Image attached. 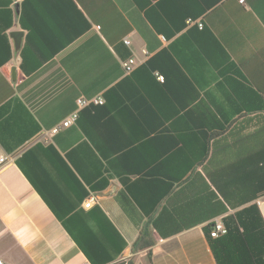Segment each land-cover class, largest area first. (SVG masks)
I'll return each instance as SVG.
<instances>
[{"label":"crops","instance_id":"1","mask_svg":"<svg viewBox=\"0 0 264 264\" xmlns=\"http://www.w3.org/2000/svg\"><path fill=\"white\" fill-rule=\"evenodd\" d=\"M212 1L166 0L161 10L180 19L182 11L197 12ZM218 1L204 14L188 18L180 32L166 39L155 32L132 0H12V25L5 31L7 39H0L2 264H91L60 222L69 220L72 228L82 223L77 210H69L80 198L75 183L56 179L47 155H43L40 169L32 160H25L26 170L35 180L38 171L48 178L41 179L44 201L16 164L35 145L53 146L88 192V185L108 180L103 190L91 191L98 196L95 207L113 224L126 246L106 264H118L121 258H127L128 264H216L203 228L226 214L164 238L150 226L153 245L138 246L143 228L163 208L170 211V207L199 195L208 201L203 181L210 182L205 169L223 172L230 164L228 171L241 173L248 156L264 151V133L256 132L259 128L264 131V0H244V4ZM155 2L152 0V5ZM1 19L5 18L0 16V27L6 22ZM13 32L21 33L17 48L10 36ZM162 50L168 52L165 84L146 75L138 79V75L137 81L123 83L116 91L122 102L120 108L110 110L114 115L80 110L74 125L52 137L45 134L75 111L78 98L106 101L107 93L130 75L122 69L123 61L132 58L135 70ZM230 114L241 132L216 137L202 164H193L187 150L192 134L182 129L163 134L152 143L142 142L127 153L116 150L136 138L131 131L138 123H223ZM212 153L217 154L215 160L210 159ZM102 156L113 158L106 162ZM249 161H245L246 170ZM141 171L159 174L153 181L159 185L163 178L172 180L187 173L151 217L143 214L120 181L128 177L133 182ZM263 196L264 192L258 194L250 204L257 206L264 221V201L256 204ZM86 197L78 208L83 213L92 210L83 208ZM142 198L145 194L141 192ZM177 221L173 219L167 231ZM88 226L94 227L91 221ZM94 255L95 259L103 257Z\"/></svg>","mask_w":264,"mask_h":264},{"label":"trees","instance_id":"2","mask_svg":"<svg viewBox=\"0 0 264 264\" xmlns=\"http://www.w3.org/2000/svg\"><path fill=\"white\" fill-rule=\"evenodd\" d=\"M164 1L166 0H156L155 4L152 5V0H132L138 9L144 12L146 19L149 21L155 32L163 35L166 39L180 32L186 26L185 22L188 18L193 20L220 2L218 0H213L212 2L206 4L202 10L197 12H187L184 10L181 12L182 16L180 19H175L174 17H169L167 13L161 10V5ZM11 3L12 0H0V16L6 20V22L0 27V39H7L5 31L12 25V12L9 9ZM4 20L2 21L4 22ZM177 21L178 24L176 23ZM167 54L168 52L166 50L160 51L144 64L133 70L130 75L122 80V82L120 81L117 83V86H115L112 91L107 93L108 96H106V101H104L102 105H89L88 107L82 109L81 113L106 111L107 115L113 114L112 110L120 108L119 106L122 102L121 93L119 92L117 94L116 91L120 88L121 84L127 83L128 81L130 82L131 80H136L138 75H140L138 79H141L144 75H146L147 78L153 81L156 79V76L153 77V74L157 71L158 74H162L163 77V81L160 83L165 84V73L163 70L167 69L168 62L164 60L166 59L165 57ZM4 62H6V60L1 64H4ZM112 94H115L116 97H111ZM111 103L115 104L111 105ZM246 110L251 112V109ZM233 117L234 114L228 115L224 118L223 123L208 122L198 124L193 123L192 125H166L162 122L138 123L133 125L135 128L131 131V133H134L136 138L142 137V139H130V141H125L126 143L124 144L121 142L123 146L120 144L122 147L118 146L116 150L122 153H127L131 149H137L139 144L142 142L147 143L150 141V143H152L151 141L164 137L163 134H168L174 130L182 129L183 131L192 134V138L188 141L190 142V145L187 146V150L189 149L192 154L193 164H202L209 155L211 143L214 142L216 137H219L221 134L226 132L240 131L238 126L234 125L232 121ZM215 120L217 119L215 118ZM77 121H79V115ZM241 125H239V127ZM38 130L39 129L35 132ZM256 132L264 133L263 129L260 128ZM250 136H248V139ZM258 151L255 152L254 156H248L245 160H250L247 163L248 170H246L247 167L245 161L242 163L241 166L245 169L244 172L243 170L241 173H237L236 171L232 172L231 169L228 171L231 167L229 166L230 164H228V168L226 167L227 169L223 172L216 171V173H210L209 170L205 169L204 172L208 177L210 184L213 186V189H211L212 186L203 181L207 190V193L204 195H206L208 201H202L201 197L204 196L199 195L196 198L187 201L186 204L181 205V203L177 204L174 208L170 207V211L167 210L168 207L163 208L158 213L156 218L150 222L149 226L143 228L141 232V238L143 241L140 242L141 244L138 247L145 248L153 245L154 242L151 238V230H149L150 226L164 238L170 236L172 233L181 232L183 229L197 224V222L207 220L210 221L214 217L226 214L222 218L227 230L225 235L217 238H211V222L203 228L204 235L215 263L264 264V221L257 206L250 204V202H252L258 194L264 192V151ZM43 155H47L49 157L47 158L50 161L52 160L51 166L56 171L54 173L56 179L62 183L68 182V180L73 181L80 193L79 201L76 202L69 210H72L71 212L77 210L78 213L76 216H80L79 221L82 223H79L76 227L72 228L69 226L71 221H60L66 232L82 250L91 264H106L115 260L121 254L126 244L113 224L95 206L88 213L78 211L80 202L88 195V193L91 191L95 192L103 190L108 186V180L103 179L101 180L103 182L99 181L101 183L98 182V184L94 186L88 185V192L84 190L83 185L76 177V173L73 172L68 163L58 154L53 146L42 147L40 145H35L25 151L21 157L16 160V164L44 201L46 200L43 192L41 191L40 185L41 179H48L47 176L41 172L39 173L37 170L38 172L34 173V176L35 174H37L36 176H38V174L40 175L35 180V178L26 170L28 167L25 166L27 165L25 160L28 159L32 160V162L35 163L34 165L40 169L41 161L45 158H43ZM216 157L217 154L212 153L210 159L215 160ZM102 158L104 161L110 162L112 159L108 158L113 157L102 156ZM96 159L100 164L102 163L99 157H96ZM29 169H31V167H29ZM57 169H61V171L57 173ZM186 174V172H183L172 180H166L163 178L159 182L160 185L153 182L155 181V178H158L157 176H160L159 174L155 175L153 172L147 173L144 171H141L133 182H131L128 177H121L120 181L127 194L138 205L143 214L151 217L160 201L164 197L168 196L173 190L174 184L184 182ZM87 184H89L88 181ZM181 191H183V189H181ZM141 192L145 194V198H142V200H145L146 203L139 199ZM207 198H205V200ZM212 200L214 201L212 202ZM187 209H190L191 211L186 213L185 211ZM228 210L235 211L234 213L227 214ZM176 218L178 220L177 225L175 227L171 226V230L167 231L170 223ZM90 221L94 225L93 228L88 226V222ZM93 246L96 248V252L94 253L97 255H103L102 259H99L98 257L95 259L93 257L95 256L94 253H91ZM91 254H93V256H91Z\"/></svg>","mask_w":264,"mask_h":264},{"label":"built area","instance_id":"3","mask_svg":"<svg viewBox=\"0 0 264 264\" xmlns=\"http://www.w3.org/2000/svg\"><path fill=\"white\" fill-rule=\"evenodd\" d=\"M240 4H244V0H237ZM202 25L199 24V27ZM125 44H129L127 40H124ZM121 67L124 70L125 73L129 74L133 71L135 68V61L133 59H128L127 61H123L121 63ZM156 79L160 82L163 81V77L161 75L156 74ZM104 103V100L101 97H94L91 99H85L84 97H80L76 100V109L73 111L66 119H64L60 125H57L47 131L45 134L52 137L53 135L57 134L61 129L68 128L75 124V122L78 119L79 111L84 109L85 107H88L89 105H102ZM4 159H0V162H2ZM264 201V196L261 197L256 201V204L259 206L261 202ZM98 204V196L95 193L89 192L84 203L83 208L86 210H89L96 206ZM223 217L215 218L212 221V226L210 230V237L211 238H217L220 236H223L226 234L227 230L222 220ZM0 264H2L0 262ZM80 264H90L87 261H83ZM118 264H128L127 258H121L118 261Z\"/></svg>","mask_w":264,"mask_h":264},{"label":"water","instance_id":"4","mask_svg":"<svg viewBox=\"0 0 264 264\" xmlns=\"http://www.w3.org/2000/svg\"><path fill=\"white\" fill-rule=\"evenodd\" d=\"M10 36L13 38L15 48H17L18 45H19V42H20L19 39L21 37V33H19V32H13V33H11ZM14 77H15V73L13 71L12 72V75H11L12 81H14Z\"/></svg>","mask_w":264,"mask_h":264}]
</instances>
